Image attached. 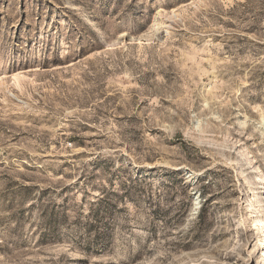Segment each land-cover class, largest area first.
<instances>
[{"label":"rangeland","instance_id":"rangeland-1","mask_svg":"<svg viewBox=\"0 0 264 264\" xmlns=\"http://www.w3.org/2000/svg\"><path fill=\"white\" fill-rule=\"evenodd\" d=\"M261 215L264 0H0V264H257Z\"/></svg>","mask_w":264,"mask_h":264},{"label":"bare ground","instance_id":"bare-ground-1","mask_svg":"<svg viewBox=\"0 0 264 264\" xmlns=\"http://www.w3.org/2000/svg\"><path fill=\"white\" fill-rule=\"evenodd\" d=\"M176 14L175 13H172L171 16L169 17V20H171ZM158 17V14L156 13L153 17V20L157 19ZM17 79H15V81L17 82V80H19V77H16ZM261 183V179H259V177H257V181H255V184H259ZM263 218L261 220H258V224H257V230L261 231V240H260V243L261 245L264 246V216L261 215ZM256 218L258 217V215L255 216ZM254 252V248L253 250L251 251V253ZM250 253V254H251ZM259 261L258 259L256 260L257 261V264H261L263 263L264 264V253L263 255L259 256Z\"/></svg>","mask_w":264,"mask_h":264}]
</instances>
